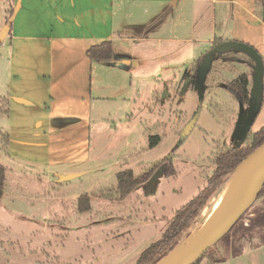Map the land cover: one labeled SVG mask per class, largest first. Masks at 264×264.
<instances>
[{"label": "rangeland", "instance_id": "obj_1", "mask_svg": "<svg viewBox=\"0 0 264 264\" xmlns=\"http://www.w3.org/2000/svg\"><path fill=\"white\" fill-rule=\"evenodd\" d=\"M120 2L116 0L112 13L114 30L120 35L114 45L116 57H130L132 63L108 69L105 80L116 79L124 90L119 95L109 88L102 91L109 98L102 100L103 119L92 114L89 160L79 166L67 160L45 166L14 159L0 131V163L7 166L6 188L0 198V264H134L141 251L161 235L173 211L205 184L214 169L215 153L222 146L245 145L262 123L256 119L258 114L253 119L258 105L252 93L242 104L222 87L240 72L251 71L245 51L233 48L225 58L215 56L201 96V84L193 81L190 64L211 49V43L157 40L208 35L209 31L195 33L192 25L201 22L207 6L209 13L216 10L218 35L228 27L218 3L173 0L168 6L163 4L160 16L152 21L140 14L139 1ZM6 5L0 0V26L10 18L3 14ZM128 8L132 10L127 12ZM142 21H149L146 27H139ZM249 80L251 85V76ZM3 81L2 72L1 85ZM6 122L7 117L0 115V124ZM149 134L161 136L152 148L147 147ZM166 155L172 158L175 177L163 178L158 172L123 201L114 200L117 172L138 173ZM56 170L60 177L52 175ZM233 172L167 255L202 226L204 209L220 201ZM82 192L90 194L91 208L78 212L76 198ZM205 263L264 264V196L257 197L207 250L199 264Z\"/></svg>", "mask_w": 264, "mask_h": 264}, {"label": "crops", "instance_id": "obj_2", "mask_svg": "<svg viewBox=\"0 0 264 264\" xmlns=\"http://www.w3.org/2000/svg\"><path fill=\"white\" fill-rule=\"evenodd\" d=\"M4 1L7 2L5 19L7 10L13 8L12 14L8 13L9 33L0 40V49L6 48V53H0L3 54L0 74L3 72L4 80L2 85L0 83V98L8 99L9 111L4 114L8 122L0 124V130L9 135L6 149L14 159L24 158L45 166L65 160L77 165L89 160L92 114L96 113V119H103L102 100L109 98L102 91L109 88L119 95L124 90L116 79L105 80L108 69L118 70L132 63L130 57H116L114 45L120 38L112 21L116 0ZM130 1H139L140 14L153 21L160 16V7L170 5L173 0ZM211 3L220 5L221 19L223 23L228 22V27L218 35L215 33L216 10L209 13L207 6L202 11L201 22L194 21L192 25L195 33L209 31L208 35L157 40H200L211 43V47L215 39L236 40L253 46L264 66V23L255 0H211ZM148 22H139V27H146ZM103 40L111 41V58L90 59L87 50ZM134 63L137 64V60ZM256 119L262 123L255 130L264 126V106ZM52 175L61 176L58 170ZM217 252L224 262L218 248Z\"/></svg>", "mask_w": 264, "mask_h": 264}, {"label": "trees", "instance_id": "obj_3", "mask_svg": "<svg viewBox=\"0 0 264 264\" xmlns=\"http://www.w3.org/2000/svg\"><path fill=\"white\" fill-rule=\"evenodd\" d=\"M255 5L259 10V16L264 23V0H255ZM9 14H12L13 8L7 10ZM9 33V32H8ZM223 42L220 39H215L213 45ZM230 51V50H229ZM215 52L212 54L209 64V69L206 72L204 81L200 86V93H205L207 87L206 79L207 75L212 69V62L215 56H223L224 58L230 52ZM111 41L103 40L96 45L91 46L87 50V56L94 61H106L111 58ZM249 55V54H248ZM250 56V55H249ZM204 54L199 55L196 60L190 64V71L193 76V81L197 82L198 66L202 62ZM232 60V59H231ZM234 61V60H232ZM250 70L242 71L231 80H227L223 84V88L228 90L232 97L238 102L245 104L249 101L251 95V85L249 84V77H252L254 59L250 56ZM217 67V66H214ZM213 67V69H214ZM216 69V68H215ZM263 97L256 107L253 119H255L261 105ZM8 103L7 98H0V114L7 115L9 113L6 108ZM1 131V130H0ZM2 132V131H1ZM3 137L5 138L4 144L8 145L9 135L5 132ZM161 141V136L158 134H149L147 147L152 148ZM264 142V126L251 132L248 142L243 146L228 145L222 146L214 156V169L212 173L206 178L205 184L192 196L185 204L173 211L171 218L169 219L166 227L162 231L161 235L154 241L148 244L136 259L134 264H156L163 259L169 251H171L178 243L181 235L189 228L194 222L197 216L200 214L202 208L206 205L208 199L212 196L218 186L231 174L235 168L258 146ZM158 173L163 178L175 177L177 171L174 167L172 158L170 155H166L160 159L151 162L145 168H142L138 173H134L131 169H124L116 173L115 192L116 201H123L126 199L138 186L147 182L154 173ZM6 167L0 163V198L3 196L6 188ZM264 195V185L260 190L258 197ZM90 194L87 192L80 193L76 198V211L85 212L90 210ZM207 252V251H206ZM205 252V253H206ZM204 253V255H205ZM204 255L195 263L199 264ZM221 262L223 258L219 256ZM211 264V263H207Z\"/></svg>", "mask_w": 264, "mask_h": 264}, {"label": "water", "instance_id": "obj_4", "mask_svg": "<svg viewBox=\"0 0 264 264\" xmlns=\"http://www.w3.org/2000/svg\"><path fill=\"white\" fill-rule=\"evenodd\" d=\"M11 19H8L0 29V40L9 30ZM233 48L245 51L254 59L251 81V93L257 105L263 97V60L259 52L251 45L240 41H224L212 46L205 54L198 66L197 83L204 81L209 69L210 59L215 52H226ZM264 149V142L252 151L234 170L230 182L219 201L218 206L205 220L195 234L186 240L181 248L178 246L176 254L167 264H195L204 253L215 244L236 222V220L253 204L264 185V156L254 162L249 169L240 176V170L251 160L255 153ZM154 173V175H156ZM153 175V176H154ZM152 176V177H153ZM151 179V178H150ZM179 249V250H178ZM173 251V252H174ZM169 255V254H168ZM166 255L165 257H167ZM164 257V258H165ZM157 264V263H156Z\"/></svg>", "mask_w": 264, "mask_h": 264}, {"label": "bare ground", "instance_id": "obj_5", "mask_svg": "<svg viewBox=\"0 0 264 264\" xmlns=\"http://www.w3.org/2000/svg\"><path fill=\"white\" fill-rule=\"evenodd\" d=\"M263 156H264V149H262L259 153H255L252 156L251 160L243 167L242 170H240V172L238 173L237 176H240L241 174H243L244 172H246V170L249 169L250 166L252 164H254V162H256L257 160H259ZM218 204H219V200L218 201H214L208 208L204 209L203 217H202V223L211 215V213L215 210V208L218 206ZM194 234H195V232H193L188 237V239H190ZM181 247L182 246H180L179 248H181ZM175 254H176V251L172 252L170 255H168L167 257H165L163 259H161L159 262H157V264H167V263H169L172 260V258H173V256Z\"/></svg>", "mask_w": 264, "mask_h": 264}]
</instances>
